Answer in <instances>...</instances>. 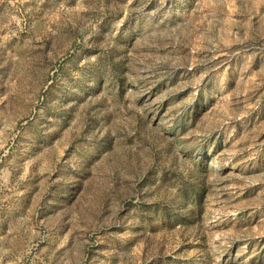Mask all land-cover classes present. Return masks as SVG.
Returning <instances> with one entry per match:
<instances>
[{
    "label": "rangeland",
    "instance_id": "obj_1",
    "mask_svg": "<svg viewBox=\"0 0 264 264\" xmlns=\"http://www.w3.org/2000/svg\"><path fill=\"white\" fill-rule=\"evenodd\" d=\"M0 264H264V0H0Z\"/></svg>",
    "mask_w": 264,
    "mask_h": 264
}]
</instances>
